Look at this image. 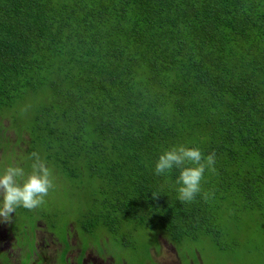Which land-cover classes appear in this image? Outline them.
<instances>
[{"label": "trees", "instance_id": "obj_1", "mask_svg": "<svg viewBox=\"0 0 264 264\" xmlns=\"http://www.w3.org/2000/svg\"><path fill=\"white\" fill-rule=\"evenodd\" d=\"M4 131L28 145L14 162L36 150L63 180L55 198L72 190L83 210L12 218L44 221L65 244L83 237L82 254L103 256L90 245L102 239L147 264L162 237L195 264H216L204 246L264 262V0H0ZM179 144L216 156L190 203L177 199L179 170L154 173Z\"/></svg>", "mask_w": 264, "mask_h": 264}, {"label": "rangeland", "instance_id": "obj_2", "mask_svg": "<svg viewBox=\"0 0 264 264\" xmlns=\"http://www.w3.org/2000/svg\"><path fill=\"white\" fill-rule=\"evenodd\" d=\"M12 121L15 124V126L19 129H22L25 125V123L19 119V113L17 111L13 115ZM4 134L3 133L1 134L0 144L4 146H8L9 150L12 149L11 153L18 154L19 150L24 151L25 149H27L28 145L25 142L22 144L20 143L16 144V141L15 140L13 141L12 133L4 131ZM25 140H28V139H25ZM34 152H37V151L35 150ZM29 156H30V153H26L20 159V161L23 162L22 166L25 168L26 172H29V167L31 164V160L28 159ZM40 156L42 158V155ZM13 162L14 160L12 162L6 161V159L0 155V164H1L0 170H2L3 167ZM62 181L63 180H61L59 183L58 179L57 181L55 180V188L53 190H50L49 195L45 198L46 202L42 206H45V204H48L50 205L49 207L52 208V206L54 205L55 209L59 211L60 209L63 211H66V213H72L73 211V213L78 212L81 215L83 211L81 209L82 201L75 195L74 191L72 190L69 191V194L72 197L71 202H69L66 199L58 200L57 198H55V194L58 197H61L62 195L65 194V192L58 190V186H61ZM56 191H58V193ZM252 225H255V224L252 223ZM30 226L31 227L36 226V219L30 220L27 215H23L21 217L15 216L12 224H10L9 221H3L2 219H0V249L3 251H6V250L9 251L8 254H11V258L13 257L17 259L19 258L18 262L20 263L18 264H31V262H35L36 264H45L44 260L47 263V257H45L43 260V256L45 253L40 251V247L42 246L39 245V243H37L39 245L37 251L33 246L34 240L30 236ZM13 234L18 238L17 250H20V251L22 250L21 253L20 251H17L14 249L15 248L14 240L16 239V237ZM53 236L54 238L52 237L51 242L52 240L57 241L56 235L54 233H53ZM37 237H38L37 241L39 242L40 241L39 233H37ZM142 237L146 238V240H144L143 242H140L142 241L141 239ZM68 238H69V242H68ZM68 238H66V241L68 242V244H65V243L63 244L62 255L58 254V258H56L57 264H82V262H85V264H113L112 262H114V258L116 260V264H120V261L122 259L126 260L128 264H140L139 259H137V257L130 259L127 257L126 253H124L125 256H122L121 254L123 253V251H120L113 246L109 247L108 245L103 244L101 242L102 239L90 238V241H91L90 245L91 246L93 245L94 247H96L98 249L99 254L101 252L104 257L101 255L95 254L94 252L96 250L95 248L93 249L90 248L86 252L84 251L85 253L82 254L81 251L79 250V247L80 245H83V243H85V240L83 237L80 239V244H79L78 237H76L74 234L70 233ZM134 240L136 242H140L137 244L145 243L146 245H151L153 243V241H151V238H147L143 234H137L134 237ZM158 241H159L158 244L154 246L151 251L152 259H150L151 262L148 264H180V261L182 264H193L194 263L192 260L194 258L193 255H195V251L190 252L188 249H185L184 251L180 252V257H179L177 248L175 246L173 247V245H169L162 238H159ZM52 243L54 244V242ZM99 243H101V245L104 246L106 250L99 249L98 247ZM9 245H12L13 248H9ZM86 247L87 245L85 246V249ZM205 247L206 246L202 248L199 247L198 251L201 254L202 252H204L201 255V257H202L203 262L206 261V263H208L210 259V260H213L211 263H216V264L228 263L229 264L230 262L234 260V258H245V256L243 255L242 249H237L233 246H232V249L231 247L227 248L228 250L227 257H225L224 255H219L217 251H215L212 248L206 249ZM18 253H20L21 255L19 256ZM108 253H110L113 256V258L112 256H109ZM95 258H97L98 260H95ZM53 259H55L54 255L50 257V261L48 263L50 264L53 263ZM6 261L7 259L2 254H0V263H4ZM263 263L264 262L262 261L261 264Z\"/></svg>", "mask_w": 264, "mask_h": 264}, {"label": "clouds", "instance_id": "obj_3", "mask_svg": "<svg viewBox=\"0 0 264 264\" xmlns=\"http://www.w3.org/2000/svg\"><path fill=\"white\" fill-rule=\"evenodd\" d=\"M30 171L26 172L22 161H16L0 170V219L9 221L16 209L23 207L36 210L46 201L50 190L55 188V175L39 153L32 152ZM216 156H205L200 148L184 144L164 150L158 157L154 173L157 176L179 170L175 183L180 202H192L201 193V181L206 171L215 172ZM155 197V195H153ZM207 198V193L204 194Z\"/></svg>", "mask_w": 264, "mask_h": 264}, {"label": "flooded vegetation", "instance_id": "obj_4", "mask_svg": "<svg viewBox=\"0 0 264 264\" xmlns=\"http://www.w3.org/2000/svg\"><path fill=\"white\" fill-rule=\"evenodd\" d=\"M11 154H12L11 155V160H10V158L5 157L6 161H8V162H10V161L12 162L13 161L12 160L13 153H11ZM34 219H36V218H34ZM13 221H14V219L11 217V219L9 220L10 224H12ZM37 233H39V236H40V241L39 242L37 241L38 240ZM53 233L56 235V239H57V241L52 240V242H54V244L51 242L52 237L54 238ZM30 236L34 240L33 246L36 249V251L38 250V246L39 245L42 246V247H40V251L45 253L44 256H43V260H44L45 257H47V263H46L45 260H44V263L45 264H50V263H48L50 261V257L54 255L55 259H53V263H51V264H57L56 258H58V254L62 255V248H63L64 242L62 241L61 235L58 233L56 228L54 226H49L44 221L41 222L40 220H36V226H34V227L30 226ZM66 236L68 238V235H66ZM159 238H162V237H158V240H159ZM162 239H164V238H162ZM17 240H18V238L16 237V239L14 240V242H15V248L14 249L15 250H17ZM68 242H69V238H68ZM37 243H39V245ZM9 248H13V246L9 245ZM17 251H20V250H17ZM151 251H152V248H151ZM21 252H22V250L20 251V253ZM8 253H9V251H7V250L3 251V250L0 249V254H2L7 259L6 262L0 263V264H18V263H20V262H18L19 258L18 259L15 258V257L11 258V254H8ZM20 253H18L19 256L21 255ZM150 259H152V255H151ZM95 260H98V259L95 258ZM150 262H151V260H150ZM150 262H148V263H150ZM112 263L116 264L115 260ZM31 264H36V263L35 262H31ZM82 264H85V262H82ZM120 264H128V263L123 261ZM180 264H182L181 261H180Z\"/></svg>", "mask_w": 264, "mask_h": 264}]
</instances>
